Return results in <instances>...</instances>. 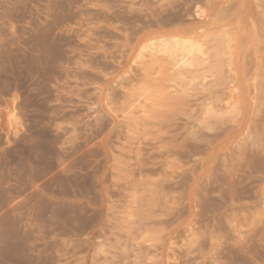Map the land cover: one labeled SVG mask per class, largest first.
I'll use <instances>...</instances> for the list:
<instances>
[{"label":"rangeland","instance_id":"1","mask_svg":"<svg viewBox=\"0 0 264 264\" xmlns=\"http://www.w3.org/2000/svg\"><path fill=\"white\" fill-rule=\"evenodd\" d=\"M0 264H264V0H0Z\"/></svg>","mask_w":264,"mask_h":264},{"label":"bare ground","instance_id":"2","mask_svg":"<svg viewBox=\"0 0 264 264\" xmlns=\"http://www.w3.org/2000/svg\"><path fill=\"white\" fill-rule=\"evenodd\" d=\"M179 40H177V47H179L181 50L183 49V52L184 51H186V54L185 55H187V54H189V52H191L192 51V48H193V44L192 43H188L187 44V42H189L190 40H188V39H183V40H181V42H178ZM191 41H193V40H191ZM173 44H176V43H173ZM164 47H166V46H164ZM167 48V47H166ZM177 50V49H176ZM180 50V51H181ZM175 51V50H174ZM171 53H173V52H171ZM188 57V56H187ZM189 58V61L187 60V62H190L191 61V59H190V56L188 57ZM187 58V59H188ZM184 63H186V62H184Z\"/></svg>","mask_w":264,"mask_h":264}]
</instances>
